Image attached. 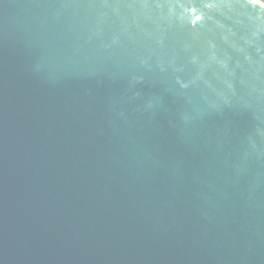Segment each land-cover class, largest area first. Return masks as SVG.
Instances as JSON below:
<instances>
[{
  "label": "water",
  "instance_id": "95a60500",
  "mask_svg": "<svg viewBox=\"0 0 264 264\" xmlns=\"http://www.w3.org/2000/svg\"><path fill=\"white\" fill-rule=\"evenodd\" d=\"M0 264H264V2L0 0Z\"/></svg>",
  "mask_w": 264,
  "mask_h": 264
},
{
  "label": "trees",
  "instance_id": "16d2710c",
  "mask_svg": "<svg viewBox=\"0 0 264 264\" xmlns=\"http://www.w3.org/2000/svg\"><path fill=\"white\" fill-rule=\"evenodd\" d=\"M262 2H264V0H261Z\"/></svg>",
  "mask_w": 264,
  "mask_h": 264
}]
</instances>
